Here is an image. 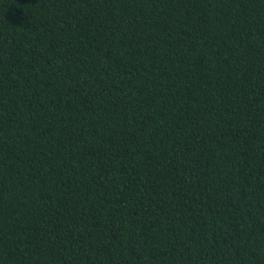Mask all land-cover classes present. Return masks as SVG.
Segmentation results:
<instances>
[{
  "label": "trees",
  "instance_id": "trees-1",
  "mask_svg": "<svg viewBox=\"0 0 264 264\" xmlns=\"http://www.w3.org/2000/svg\"><path fill=\"white\" fill-rule=\"evenodd\" d=\"M0 264H264V0H0Z\"/></svg>",
  "mask_w": 264,
  "mask_h": 264
}]
</instances>
